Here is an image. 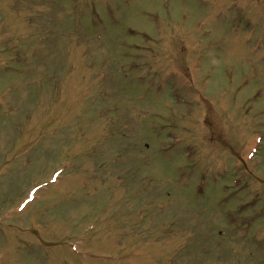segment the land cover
<instances>
[{"label":"rangeland","instance_id":"obj_1","mask_svg":"<svg viewBox=\"0 0 264 264\" xmlns=\"http://www.w3.org/2000/svg\"><path fill=\"white\" fill-rule=\"evenodd\" d=\"M0 264H264V0H0Z\"/></svg>","mask_w":264,"mask_h":264}]
</instances>
